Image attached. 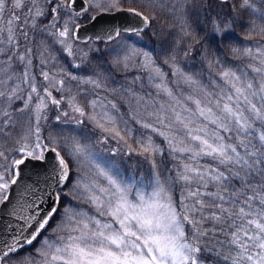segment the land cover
<instances>
[{
  "label": "trees",
  "instance_id": "16d2710c",
  "mask_svg": "<svg viewBox=\"0 0 264 264\" xmlns=\"http://www.w3.org/2000/svg\"><path fill=\"white\" fill-rule=\"evenodd\" d=\"M123 6H135L150 16V27L141 33L171 80L172 66L178 65L199 88L213 94L211 100L214 97L220 103L230 87L222 76L234 73L253 94L254 104L249 109L251 120L246 119L248 127L231 126L223 132L225 148L217 154L200 151V140L185 126L161 128L169 133L164 140L163 135L131 119L127 105L120 102L132 134L126 142L115 141L107 152L125 173L145 178L158 175L183 220L185 237L197 247V264H251L247 258L254 256L256 245L251 234L255 238L264 234V99L256 93L259 77L264 81V0H133L124 1ZM67 15L64 10L51 18L46 10L31 25L24 27L16 21L14 38L7 37L0 17V161L6 164L23 151L26 139H44L69 159L70 140H91L87 129L70 121L35 122L37 97L30 96L26 86L21 93L8 92L7 86H13L16 78H24L22 53L30 57V66L35 63V73L54 54L50 67L62 74L73 93L80 89L82 76H99L108 89L125 86L123 67L111 62V50L93 48L80 59L56 42ZM41 51L44 62L38 61ZM32 75L30 67L26 79L31 84ZM37 77H42L41 71ZM79 98L83 104L87 100L84 95ZM48 100L54 104L51 96ZM151 122L155 124L154 119ZM139 136L151 139V145L140 146ZM71 168L75 170L72 164Z\"/></svg>",
  "mask_w": 264,
  "mask_h": 264
},
{
  "label": "rangeland",
  "instance_id": "374dc122",
  "mask_svg": "<svg viewBox=\"0 0 264 264\" xmlns=\"http://www.w3.org/2000/svg\"><path fill=\"white\" fill-rule=\"evenodd\" d=\"M87 1L85 12L73 13L69 0H0V17L4 19L7 37L14 38L16 21L25 27L44 16L46 10L51 18L66 10L65 26L56 42L80 59L90 49H109L114 55L111 62L120 64L125 74L122 80L125 86L112 89L99 76H82L80 89L73 93L62 74L50 67L56 59L54 54L45 61L44 51L39 53L38 61L46 63L39 62L42 77H37L39 71L34 72L35 63L30 66L27 54L19 56L24 78H16L13 86H7L8 92L21 93L26 86L29 95L37 97L35 122L55 118L70 121L87 129L91 140H70L67 159L75 170L71 168L67 188L60 189L64 199L59 203L61 209L32 249L31 246L9 254L2 264H197V247L185 237L183 220L158 175L153 173L145 178L125 173L107 152L115 147V141L126 142L132 134L130 119L122 114L119 103L127 105L131 119L163 135L164 140L169 133L161 128L185 126L191 136L200 140V151L220 154L225 148L223 132L231 126L240 130L248 127L246 119L252 118L249 109L254 96L234 73L222 76L230 87L226 99L220 103L214 97L211 100L213 94L199 88L191 74L178 65L172 66L171 80L141 32H122L110 42H75L72 36L75 24L88 20L101 9L113 10L123 6L124 1L133 0ZM49 29L55 33L50 26ZM73 61L78 64L76 59ZM30 67L32 84L26 79ZM261 70L264 72V67ZM258 86L256 93L264 99V81L260 77ZM63 93L68 94L62 97ZM79 95L86 97L84 104ZM48 96L53 98V105ZM137 141L143 148L151 145V139L144 136ZM49 146L44 139L33 142L26 139L23 151L9 164L0 161V203L9 188L13 161L22 154L42 156ZM251 236L256 245L252 250L254 256L247 259L251 264H264V234Z\"/></svg>",
  "mask_w": 264,
  "mask_h": 264
},
{
  "label": "water",
  "instance_id": "95a60500",
  "mask_svg": "<svg viewBox=\"0 0 264 264\" xmlns=\"http://www.w3.org/2000/svg\"><path fill=\"white\" fill-rule=\"evenodd\" d=\"M228 1V0H221ZM87 0H69L73 13L88 9ZM150 16L134 6L101 9L74 25L72 36L79 42L115 40L121 32L146 31ZM9 188L0 203V264L4 258L35 244L50 225L61 201L59 189L69 180L71 166L56 146L42 156L22 154L12 164Z\"/></svg>",
  "mask_w": 264,
  "mask_h": 264
},
{
  "label": "flooded vegetation",
  "instance_id": "af4514ba",
  "mask_svg": "<svg viewBox=\"0 0 264 264\" xmlns=\"http://www.w3.org/2000/svg\"><path fill=\"white\" fill-rule=\"evenodd\" d=\"M60 195H61V194H60ZM61 200H62V196H61ZM59 209H61V204H59L58 212H59ZM58 212H57V214H58ZM57 214H56V215H57ZM56 215H55V216H56Z\"/></svg>",
  "mask_w": 264,
  "mask_h": 264
}]
</instances>
